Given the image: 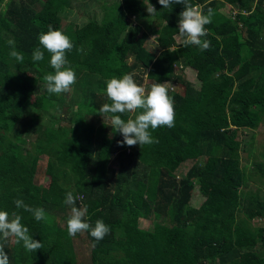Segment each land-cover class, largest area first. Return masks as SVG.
Masks as SVG:
<instances>
[{
    "label": "trees",
    "instance_id": "trees-1",
    "mask_svg": "<svg viewBox=\"0 0 264 264\" xmlns=\"http://www.w3.org/2000/svg\"><path fill=\"white\" fill-rule=\"evenodd\" d=\"M149 3L151 17L143 0H99L102 18L79 24L63 18L72 0H0V210L17 211L42 243L27 252L0 239L10 264H264V151L254 133L264 123V0H190L214 10L203 51L179 36L184 5ZM225 3L239 7L236 20L220 12ZM48 25L74 45L67 59L76 82L59 95L43 81L54 71L38 40ZM156 31L158 52L149 46ZM9 39L23 62L9 56ZM38 47L44 59L33 61ZM126 73L145 87L167 83L173 98L175 124L149 129L151 145L120 146L122 135L99 115L110 103L105 81ZM68 191L87 206L90 225L110 228L102 240L68 235ZM16 199L49 220L16 209Z\"/></svg>",
    "mask_w": 264,
    "mask_h": 264
},
{
    "label": "clouds",
    "instance_id": "clouds-1",
    "mask_svg": "<svg viewBox=\"0 0 264 264\" xmlns=\"http://www.w3.org/2000/svg\"><path fill=\"white\" fill-rule=\"evenodd\" d=\"M147 13L151 16L157 12L149 0H143ZM162 8H168L172 4L184 5L178 17V33L183 38V44L196 45L202 51L210 47V41L201 38L207 35L206 25L212 22L214 10L207 9V14L190 3V0H158ZM155 37V36H154ZM152 37V38H154ZM39 44L50 54V67L54 70L43 76L44 87L49 94L59 95L71 90L76 82V73L67 59V53L73 50V42L64 32L54 29L48 25L47 31L38 35ZM7 44L11 51L9 56L17 62H23L24 56L15 47V41L9 39ZM82 52L83 48L77 49ZM33 61H42L44 51L35 48L32 53ZM104 93L110 103L100 106L99 115H108L110 126L114 132H119L123 140L117 143L120 146L129 147L135 145H151L158 142L153 138L149 129L155 130L158 127H173L175 124V109L173 98L168 94L167 83L154 82L150 87L141 86L136 83L133 74L126 73L117 78L113 76L105 81ZM59 106H57V110ZM124 114L129 115L125 120ZM77 197L73 192H66L63 203L70 206V212L66 220L67 233L69 236H76L81 232H90L95 240H102L109 233L110 228L103 220H96L94 226L85 219L87 206L77 207ZM16 209H23L32 214L36 221H48L49 217L42 207H32L25 204L22 199L14 200ZM22 216L17 211L9 213L0 210V239L12 240L21 244L27 252H36L42 248L41 241L33 239L29 229L22 224ZM0 264H10L9 256L5 252L3 243H0Z\"/></svg>",
    "mask_w": 264,
    "mask_h": 264
},
{
    "label": "rangeland",
    "instance_id": "rangeland-1",
    "mask_svg": "<svg viewBox=\"0 0 264 264\" xmlns=\"http://www.w3.org/2000/svg\"><path fill=\"white\" fill-rule=\"evenodd\" d=\"M99 0H89L88 4L86 7L81 8V6L76 7V0H72V4L73 6L68 9L67 11H63V18L64 20L69 23V22H78L79 24H83L85 22H87L90 18L95 17L97 19H101L103 16V11L101 9V7H99L98 4ZM196 7H200L199 5H195ZM239 10V7H231L230 4H224L221 8H220V12L224 13L225 15H230L232 16L233 20H236V16L237 12ZM245 12V11H244ZM136 17H131L130 18V22H132L133 20H135ZM146 18L144 19V21H142V23L144 25H146ZM66 23V24H67ZM151 36L154 37L152 38L153 40L149 42V46L152 47L156 52L159 51V49H161L160 45L157 43L156 38L158 37V32H153L151 33ZM183 73L186 77L187 80H189L190 82H192L193 84H200V80L197 78V70L193 67H185L183 68ZM183 88H180V91H183ZM51 112L47 113L44 115L45 119L46 117H48V115H50ZM255 130V134L257 132V136L255 139V143H256V147L258 152L260 151H264V123L261 124L259 127H257ZM257 154V153H256ZM187 165H192L193 161H187L186 162ZM242 164H245V160L242 159ZM44 167L45 165H42V168H40V171L37 175V183L42 184L43 182H45V174H44ZM263 221H259V223H262ZM152 224V221L150 219H142L141 220V225L143 227L149 228Z\"/></svg>",
    "mask_w": 264,
    "mask_h": 264
}]
</instances>
